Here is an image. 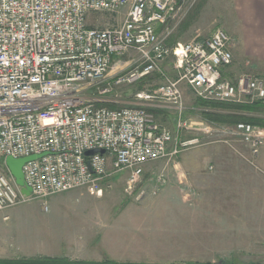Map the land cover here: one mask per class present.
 <instances>
[{"label": "built area", "instance_id": "built-area-1", "mask_svg": "<svg viewBox=\"0 0 264 264\" xmlns=\"http://www.w3.org/2000/svg\"><path fill=\"white\" fill-rule=\"evenodd\" d=\"M186 6L187 0H0V212L39 201L48 213L49 198L77 189L101 198L102 184L116 174H128L132 195L146 175L144 165L200 144L198 138L174 143L173 133L155 121L148 106L174 110L178 131H214V124L188 125L183 83L202 102H264V78L243 74L233 82L223 76L222 69L233 63L234 43L224 31L167 45ZM93 13L126 17L120 25L100 27L88 23ZM171 58L177 79L163 69ZM155 74L164 83L136 92L135 105L98 104L107 95L120 102L118 90ZM227 134L237 137L251 158L264 147L259 126L238 123ZM32 156L37 159L23 166L20 187L5 161ZM154 175L155 195L167 178L164 171ZM145 196L143 190L137 199Z\"/></svg>", "mask_w": 264, "mask_h": 264}, {"label": "crops", "instance_id": "crops-1", "mask_svg": "<svg viewBox=\"0 0 264 264\" xmlns=\"http://www.w3.org/2000/svg\"><path fill=\"white\" fill-rule=\"evenodd\" d=\"M217 10L228 21L222 27H215L207 39L222 30L234 40L233 63L222 69L223 76L233 82L243 74L264 78V0H221ZM158 32L162 33V28ZM205 38L196 35L193 40L183 42L182 38L172 40L171 37L167 45L175 47ZM156 76L159 75L143 82ZM187 89L190 90L186 85L181 89L183 94ZM98 99L111 104V108L136 103L133 97L120 102L112 95ZM149 109L154 118L156 113L175 114L164 105H150ZM191 109L201 113L207 110L201 106ZM208 110L229 113L228 110ZM245 116L260 120L263 127L258 126L264 129V102ZM174 117L176 119V115ZM177 132L178 129L172 132L174 143H181L183 138L179 134L175 137ZM229 151L228 160L217 161L212 173L205 171L206 164L201 161L176 163L175 169H167L169 176L176 175L181 185L187 175L190 176L199 189L193 202L184 194L172 196L162 191L155 194V198L145 197L142 204L133 205L131 210L106 211L104 225L89 227L85 220L75 226L61 222L59 213L63 204L57 202H51L48 212L51 215L44 219L31 213L7 210L17 223L32 219L29 227L22 223L15 230L4 228L1 220L7 222L10 216L0 212V232L9 231L5 233L12 237L19 235V243L14 247L0 244V264L44 258L63 259L72 264H225L232 256L244 258L238 264H264V147L253 163L239 160ZM166 165L169 167L171 163ZM214 248L218 250L216 254L211 251ZM235 249H239L238 253L231 252ZM250 257L257 261H249Z\"/></svg>", "mask_w": 264, "mask_h": 264}, {"label": "rangeland", "instance_id": "rangeland-1", "mask_svg": "<svg viewBox=\"0 0 264 264\" xmlns=\"http://www.w3.org/2000/svg\"><path fill=\"white\" fill-rule=\"evenodd\" d=\"M220 6L221 0H187L186 7L189 8L188 13L181 24L174 29L172 33L173 36H171L172 40L176 38H182L183 42H189L193 40L196 35H200L204 38L206 37L205 39H207L213 33L215 27H222L228 21L226 20V16L222 18V15L218 14L217 9L220 8ZM118 15L119 14L111 15L93 13L90 15L88 23L90 25H99L100 27H104L108 24L110 26H117L125 20L126 13H122L119 16ZM174 27L175 26H173V28ZM118 60L119 59L116 61ZM123 60H128V58H124ZM166 63L165 72L170 78L176 79L177 72L174 69V60L171 58ZM150 81H141L129 88H121L118 90V93H120L122 100H128L129 97L132 98L136 92L149 90L153 91L164 83L160 76L153 77ZM184 86V83L181 84L182 90ZM183 95L185 96V104L187 108L185 117L187 120H190L188 121L189 126L193 123L198 128L204 129L205 127L214 124L205 121L201 111L191 109L200 107L198 105V100L191 90L187 89ZM98 104L112 107L110 106L111 104L107 102L99 101ZM115 106L116 108H119L122 107L123 104H118ZM246 113L249 114V112H245L240 113V115H246ZM175 115L176 114H173V112H171V114L168 113L166 116L161 114L157 115L156 113L155 119H157L158 123L162 124L166 128H169V130L175 133L177 131V129H174V126H176L177 123V119L174 117ZM196 126L193 127L195 128ZM214 126L215 128L212 133L195 132L193 130H183L181 132L179 131V133L177 132L175 137H178L179 134V137L181 136L183 138V142L198 138L200 144L192 145L185 149L179 146L178 149L182 148L181 153L169 157L166 160L151 162L144 165L143 169L146 175L142 184L133 191L132 195L127 192L129 179L128 174H116L112 179H109L102 184L104 196L101 198H97L96 196L90 194L87 189H77L68 193L54 195L53 197L49 198V206L51 208V202L63 204L62 210L59 213V219L63 223H69L70 225L75 226L77 224H81L82 220H85L88 227L89 225L102 226L104 225L106 211H113L114 213H117L124 208L131 210L133 205L142 204V201L145 197L146 199L155 198L153 192L157 189V182H155V175L151 176V174L153 172L160 171H164L167 182L165 185L159 188L156 193L157 195L162 191L172 196H182V194H184L187 196V198H189V200L193 202L198 195L199 189L192 182L190 176L187 175V179H185L181 185L178 182L176 175L169 176L168 168L172 167L175 169L176 163L187 164L190 162L192 163L201 161L206 164L205 171L212 173L214 170L213 165L217 161L219 162L228 160L227 153L230 152L229 150L235 154L237 159L247 161L249 163L255 162L257 157L260 155L259 154L256 158H251L250 150L239 139H237V137H232L231 135L227 134L228 128H234V125L214 124ZM170 163L171 166L167 167L166 164L170 165ZM0 165H3V161H0ZM143 190L146 191V196L141 199H137L140 192ZM10 210L12 212L31 213L33 215H37L40 219H44L46 216L51 215V213L46 214L43 212L42 204L39 201L22 204ZM3 212L5 216H10L7 213L10 211L6 210ZM9 218L10 219L7 222H2L1 220V224L5 229L14 228L15 230L20 224L26 223L25 220L17 223V219L14 218V216H10ZM26 224L27 227L32 225V219L29 218ZM5 232L8 233L9 231ZM5 232H0V244H6L9 247L18 245L19 235H14V237L17 239V241H15L12 235L6 234ZM235 244L238 246L239 242H236ZM211 251L215 254L218 252V250L215 248ZM232 251H235L234 253H238L239 249L231 250V252ZM243 259L244 258L242 256H232L226 259L225 264H238V262L243 261ZM248 260L256 262L257 258L250 257Z\"/></svg>", "mask_w": 264, "mask_h": 264}, {"label": "trees", "instance_id": "trees-1", "mask_svg": "<svg viewBox=\"0 0 264 264\" xmlns=\"http://www.w3.org/2000/svg\"><path fill=\"white\" fill-rule=\"evenodd\" d=\"M199 105L202 108L205 109H216L219 111H229V113H218V112H211L204 110L202 112L203 118L205 121H208L210 123L214 124H221V125H236L238 123H246V124H251L255 126H262V122L258 119H254L251 117H247L245 115H240V113H245V112H253L257 105L253 106H237V105H230V104H220V103H209V102H202L199 101ZM152 111V110H148ZM11 264H72L67 262L66 260L63 259H51V258H44V259H37V260H19L15 262H11ZM106 264H117L114 262H106ZM199 264V263H196Z\"/></svg>", "mask_w": 264, "mask_h": 264}, {"label": "water", "instance_id": "water-1", "mask_svg": "<svg viewBox=\"0 0 264 264\" xmlns=\"http://www.w3.org/2000/svg\"><path fill=\"white\" fill-rule=\"evenodd\" d=\"M101 154H104L103 151L100 152ZM90 155V153L88 154ZM37 159L36 156H32L29 158H24V159H12V158H7L5 161V165L6 167L9 169V171L11 172V174L14 176V178L16 179L17 184L20 187H24L25 186V180H24V174H23V166L32 160ZM22 193L26 196H30L31 194V190L28 188H23Z\"/></svg>", "mask_w": 264, "mask_h": 264}]
</instances>
